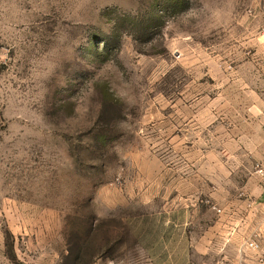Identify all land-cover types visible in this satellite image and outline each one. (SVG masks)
I'll return each instance as SVG.
<instances>
[{"label":"rangeland","instance_id":"rangeland-1","mask_svg":"<svg viewBox=\"0 0 264 264\" xmlns=\"http://www.w3.org/2000/svg\"><path fill=\"white\" fill-rule=\"evenodd\" d=\"M262 156L264 0H0V264H89L154 190L224 198Z\"/></svg>","mask_w":264,"mask_h":264},{"label":"crops","instance_id":"crops-1","mask_svg":"<svg viewBox=\"0 0 264 264\" xmlns=\"http://www.w3.org/2000/svg\"><path fill=\"white\" fill-rule=\"evenodd\" d=\"M248 181L224 198L220 186L211 194L154 190L142 202L147 209L120 218L119 237L106 238L92 264H240L241 223L264 213V176L256 172Z\"/></svg>","mask_w":264,"mask_h":264},{"label":"built area","instance_id":"built-area-1","mask_svg":"<svg viewBox=\"0 0 264 264\" xmlns=\"http://www.w3.org/2000/svg\"><path fill=\"white\" fill-rule=\"evenodd\" d=\"M256 172L258 174H260L261 176H264V165L262 163H259L257 164V167H256ZM214 208L218 211V212H221V209L217 208V206H214ZM249 246L254 248V249H257L259 248V243L256 241V240H250L248 242Z\"/></svg>","mask_w":264,"mask_h":264},{"label":"trees","instance_id":"trees-1","mask_svg":"<svg viewBox=\"0 0 264 264\" xmlns=\"http://www.w3.org/2000/svg\"><path fill=\"white\" fill-rule=\"evenodd\" d=\"M93 263V261H91L89 264H92Z\"/></svg>","mask_w":264,"mask_h":264}]
</instances>
